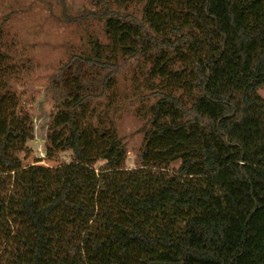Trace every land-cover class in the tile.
<instances>
[{"label": "trees", "instance_id": "trees-1", "mask_svg": "<svg viewBox=\"0 0 264 264\" xmlns=\"http://www.w3.org/2000/svg\"><path fill=\"white\" fill-rule=\"evenodd\" d=\"M98 1L80 16L103 33L44 78L46 152L69 162L23 164L27 69L0 49V264H264V0Z\"/></svg>", "mask_w": 264, "mask_h": 264}, {"label": "rangeland", "instance_id": "rangeland-1", "mask_svg": "<svg viewBox=\"0 0 264 264\" xmlns=\"http://www.w3.org/2000/svg\"><path fill=\"white\" fill-rule=\"evenodd\" d=\"M107 1L137 15L145 3V0ZM100 6L98 0H0V49L22 55L27 69L25 78L18 79V89L30 101L28 111L33 120L32 137L19 152L24 165L56 166L72 159L69 150L59 152L55 158L47 155L54 93L47 89L44 78L65 57L68 46L79 45L90 32L103 33L101 20L80 16ZM259 92L264 97V88ZM142 125L134 108H127L118 119L119 132L128 150L129 168L137 166V154L144 138ZM178 165L173 163L175 167Z\"/></svg>", "mask_w": 264, "mask_h": 264}]
</instances>
